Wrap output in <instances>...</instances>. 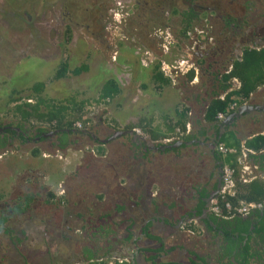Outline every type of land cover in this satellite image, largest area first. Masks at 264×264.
<instances>
[{
	"label": "crops",
	"instance_id": "crops-1",
	"mask_svg": "<svg viewBox=\"0 0 264 264\" xmlns=\"http://www.w3.org/2000/svg\"><path fill=\"white\" fill-rule=\"evenodd\" d=\"M180 19L171 17L169 25H178ZM204 27L193 20L191 29L180 34L175 26L169 50L159 52L156 44V56L147 58L143 64L140 61L143 52L138 51V75L128 84L121 85L117 75L97 73L94 82L85 86L88 91H82L80 97L65 96L59 101L60 112L69 115L102 95L107 81H113L119 89L114 93V88H110L105 106L100 108L99 115L93 116L86 157L71 146L75 140H69L71 144L60 149L59 142L53 143L50 138L56 153L67 152L62 155L58 173L48 172L43 178L20 183V174L15 173L16 202L26 201V195L30 198L24 210L15 211L25 212L21 228L7 224L11 232L7 234L0 225V234L6 235V239L3 236L0 239L8 241L5 245L9 250L16 251L15 258L8 254L3 263L100 264L105 259L121 257L126 259L125 264H193L199 263L200 258L209 264H228L236 260L238 240L242 245L248 242L252 249H264L253 236L233 233L226 237L225 230L208 222V216L213 214L197 208V197L187 196L198 187L192 174L196 166L200 169L198 176L206 175L203 193L212 195L217 189L218 177L212 169L216 162L212 157L219 153L218 143L236 149V153L222 155L225 163L236 168L233 182L236 195L246 194L254 182L264 186V58L259 61L260 70L249 77L248 85L252 87L246 94L240 93L239 78L224 76L234 63L242 60L245 49L264 48V34L241 37L225 50L214 45V38L201 33ZM195 37L199 39L197 43ZM220 37L218 46L219 42L227 41ZM93 58L94 64L106 66V54L95 53ZM64 64L67 65L62 63L59 67ZM82 65L86 66L82 70L86 72L91 70L93 61L82 62L79 67ZM249 65H255V61ZM79 67L67 65L65 76ZM150 71L151 75L145 76ZM47 87L46 83L44 90ZM151 93H155L156 99L151 98L152 106L146 107ZM34 96L35 93H30L26 100L8 101L14 106L9 109L15 120L16 106L25 102L34 104ZM227 97L226 111L214 114L210 110L213 101ZM233 104L235 107L230 108ZM218 113H223L224 118L219 119ZM140 121L148 136V130H156V191L149 189L143 180L128 176L130 167L140 170L148 164L145 158L153 150L150 145L146 149L130 140L135 135L128 128L140 126ZM177 129L183 134L179 136ZM123 131L129 133L116 134ZM160 143L169 144L159 146ZM9 147L17 149L20 145ZM44 148V153L49 154L48 148ZM205 169L208 172H203ZM192 175L194 179L189 181L187 178ZM151 186L154 187L153 183ZM222 188L223 182L214 197Z\"/></svg>",
	"mask_w": 264,
	"mask_h": 264
},
{
	"label": "rangeland",
	"instance_id": "rangeland-1",
	"mask_svg": "<svg viewBox=\"0 0 264 264\" xmlns=\"http://www.w3.org/2000/svg\"><path fill=\"white\" fill-rule=\"evenodd\" d=\"M250 1L253 3L247 6L245 0H0V128L9 125L15 128L17 124L9 109L14 106L9 105L8 101L16 97L26 100L27 94L32 93L31 86L40 82L46 81L48 85L43 91L44 98L58 103L65 96L80 97L85 86L94 82L96 78L93 76L97 73L117 75L121 85L128 84V81L138 75L136 67L137 62L138 65L140 63L137 52H143L140 58L143 64L147 58L156 56V44L159 52L169 50L171 32L175 26L179 29L178 25H169L170 19L180 18V11L189 6L201 18L194 19V24L208 26L200 29L201 33H205L206 38H214V45L217 47L226 50L229 46H234L235 40L241 37L263 35L264 31L260 27L264 26V0ZM222 15L236 17L240 21V28H224L220 22ZM232 31L240 34L236 35ZM219 36L227 41L219 42L218 46ZM194 39L196 43L199 40L196 37ZM130 48L133 50H128ZM95 53L107 55L106 66L103 65L106 68L94 64ZM90 59L93 61L91 70L68 74L59 79L52 78L60 64L66 63L69 68H73ZM100 60L98 58L99 62ZM151 72H147L145 76L151 75ZM149 95L152 96L145 102L146 107L152 106L150 100L156 99L155 93ZM96 99L86 104L81 116V119L88 116L89 121L85 126L90 130L93 129V123L88 111L97 113L107 102L106 99L96 102ZM68 116L73 121V127L76 122L81 121L76 112H70ZM41 126L52 130L51 127ZM85 126L82 129H87ZM24 127L29 125L24 124ZM144 133L147 136H130L131 142L156 146V140H151L147 132ZM69 140H75L74 144H70L79 149L77 154L80 152L84 157L87 156L85 151L90 142L88 137L79 135ZM12 141L13 146L20 145L16 139L13 138ZM44 147L48 148L49 154L44 153ZM152 149L145 158L148 164L140 170L130 167L128 176L130 179L143 180L149 189L156 191V150ZM66 153H56L51 140L22 144L17 149L0 148V214L9 215L11 218L8 221L12 222L13 227L21 228L20 222L24 224L26 219L23 215L25 212H12L25 203L16 205L13 187V181L17 178L15 173L20 174L18 183L34 177L43 178L48 172L58 173L56 170L59 169L62 155ZM136 157L140 158V155ZM65 160L72 161L71 158ZM71 173H78V170H71ZM147 183H153L154 187ZM27 197L30 196L26 195L25 198ZM19 215L23 216L18 218ZM148 216L153 215L146 217ZM0 236L6 239V235ZM5 239H0V260L4 254L16 257V251L6 247L8 241Z\"/></svg>",
	"mask_w": 264,
	"mask_h": 264
},
{
	"label": "trees",
	"instance_id": "trees-1",
	"mask_svg": "<svg viewBox=\"0 0 264 264\" xmlns=\"http://www.w3.org/2000/svg\"><path fill=\"white\" fill-rule=\"evenodd\" d=\"M180 23L179 26V33H186L191 29L192 27V21L194 19L199 20V14L194 10L192 6H189V8H185L184 10L180 11ZM222 25L224 28H232L235 29L233 26L235 22V18L231 17L230 15H222ZM264 58V48L260 50H251V49H245L243 52V58L241 61L234 63L232 69L226 76V78L229 77H237L241 80V87H240V93L246 94L250 91L252 86H249V77L251 74H256L258 72L257 70H260L259 61ZM251 61H255V65H249ZM86 68V66L82 65L79 68H76L72 74H76L79 71H82ZM254 68L255 71H249ZM68 71L67 65H61L55 72V75L52 77L54 79H59L66 75ZM48 81V80H47ZM46 81L40 82L37 85H32V93H35L36 102L34 104H29L27 102L23 104H19L16 106L15 111L17 113L16 121L17 124H15V128H12L11 125L1 127L0 129V148H5L12 146L13 138L16 139V142L20 145L26 144L28 140H32V138L39 137V139L46 138L45 134L49 132L47 128L42 127L41 125H44L46 127H51L53 131L57 130L58 135L60 138L58 140L60 141L58 146L60 149H64L66 147V144H70L69 139L73 136H82V137H91L89 129H78L76 127H73V121L68 119V114H62L59 110L60 106L59 103L51 100L46 99L43 96H41V92L44 90ZM110 88H114V93H117L119 91L118 88H115V84L113 81H107L104 85V88L102 89V95H100L95 101L99 102L101 99H109L107 96L110 92ZM17 98V97H16ZM14 99V98H13ZM13 99L11 101H13ZM91 102V101H89ZM87 102V104H89ZM10 103V102H9ZM57 103V104H55ZM229 103V97L224 98V100H214L212 105L210 106V110L213 111L214 114H216L218 111H226V107ZM78 115V119H81V116L83 115L85 109L84 107L81 108H75L73 110ZM72 111V112H73ZM71 112V113H72ZM90 121H93V116L96 115V112L88 111ZM212 113V114H213ZM213 114V115H214ZM104 119V118H103ZM108 119V118H107ZM31 121L33 123H31ZM89 118L87 117L86 122L88 123ZM142 121H140V126L144 132H147L144 126L141 124ZM86 123V124H87ZM24 124H29V127H24ZM133 126L129 127L131 129ZM50 130V131H52ZM92 131V130H91ZM150 132V139L155 141L156 140V130H148ZM84 133V136L83 134ZM49 138V137H47ZM46 138V139H47ZM257 139H262L261 137H257ZM263 140V139H262ZM53 143H55V140H52ZM169 143H160L159 146H167ZM142 145V144H141ZM214 161L220 162V164L223 166L226 162V160H223L221 153H215L212 157ZM228 161V160H227ZM233 167V166H232ZM234 170H236L235 167H233ZM235 172V176H236ZM234 176V177H235ZM27 197L25 203H23V208L20 206L17 209H14L15 211H22L25 209V207L29 204V201ZM246 200V201H264V186L259 185L254 182V184L250 185V190L246 194H237L235 197H231L230 201L235 202L236 200ZM19 203V201L16 202V205ZM15 205V206H16ZM18 206V205H17ZM13 207V206H12ZM11 207V208H12ZM10 210V209H9ZM12 210V209H11ZM11 217L6 214H0V225L4 226V232L7 234H10V228L7 225L8 219ZM208 222L216 223L220 228L225 230L226 237H229V235L233 233H241L247 236L248 238L252 237L257 238L264 248V206L261 209H255L251 211V213L247 217H241V216H234L233 218H221L216 217L214 215L208 216ZM238 253L236 255V260L234 263H228V264H250L251 261H253L251 264H263L264 260V249H252L251 244L246 242L244 245L241 244V241L238 240ZM231 245H234V242L231 243ZM8 255L4 254V256L1 258L0 264H5L2 262V260L6 259ZM199 263L194 262L193 264H209L207 262H204V258L197 259ZM101 262L100 264H102ZM220 264H226V263H220Z\"/></svg>",
	"mask_w": 264,
	"mask_h": 264
},
{
	"label": "built area",
	"instance_id": "built-area-1",
	"mask_svg": "<svg viewBox=\"0 0 264 264\" xmlns=\"http://www.w3.org/2000/svg\"><path fill=\"white\" fill-rule=\"evenodd\" d=\"M234 108L235 104H233L230 108ZM88 116H84L81 121L76 122V126L78 129L83 128L86 125V119ZM217 117L219 119L224 118L223 113H218ZM131 132L144 137L146 134L139 127H133ZM177 133L180 135L183 134L182 130L177 129ZM147 136V135H146ZM216 149L222 155L233 154L236 153V149L234 147L226 146L222 143H218L216 145ZM235 170L232 166L225 163L222 166V182L223 188L221 193L218 196L213 197L209 203V211L218 217L221 218H231L234 216H243L255 209H261L264 206V201H246V200H236L235 202L230 201L231 197L236 196V191L233 187ZM182 227H185L183 224ZM126 259L121 257H112L105 259L102 264H125Z\"/></svg>",
	"mask_w": 264,
	"mask_h": 264
},
{
	"label": "flooded vegetation",
	"instance_id": "flooded-vegetation-1",
	"mask_svg": "<svg viewBox=\"0 0 264 264\" xmlns=\"http://www.w3.org/2000/svg\"><path fill=\"white\" fill-rule=\"evenodd\" d=\"M244 3H246L247 4V6H250L252 3H253V1H250V0H245V2ZM231 17H234V16H231ZM236 18V17H235ZM199 20H201V19H199ZM220 22H222V19L220 18ZM239 23V24H238ZM223 24V23H222ZM234 25L235 26H233L235 29L236 28H239V25H240V21L236 18L235 19V22H234ZM260 30L261 31H264V26H262L261 25V27H260ZM86 127V126H85ZM87 128V127H86ZM82 129V128H81ZM85 129V128H84ZM88 129V128H87ZM0 131H2L1 129H0ZM83 134V136H84V133H82ZM45 137H49V138H47L46 140H50V138H53L55 141H57V142H60L59 140H58V138H60V136L58 135V131L57 130H55V131H49V132H47V134H45ZM75 137V136H74ZM82 137V136H81ZM150 138V137H149ZM34 139H37L38 140V143L41 141H45V140H39V137H35V138H32V140H28V142L30 143V142H32V141H35ZM35 143H37V142H35ZM135 145H138V142H136V144ZM141 146H143V147H146V149H148L149 148V145H146L144 142H142V145ZM155 150H156V146L155 145H153L152 146ZM200 165V167H202L201 165H203V163H200L199 164ZM220 168H222V165L220 164V162H218V161H216V164H215V166L212 168V169H214L213 171L215 172V175L219 178L220 176H222V174H220ZM203 170H204V168H203ZM199 172H200V169L199 168H197V166H196V168L195 169H193V172H192V174H194V176H196V180L197 181H195L196 182V185H198V187H197V190H196V192H190L189 193V189H186L187 191H186V193H189L187 196H189L190 195V198H195V197H197L196 198V202H195V204H196V206H197V208H200V209H202V211H204V210H206V211H209L208 209H209V203H210V200L212 199L210 196L211 195H206L205 193H203V190H204V187H205V174L203 173L202 174V177H200V176H198L197 174H199ZM203 172H208L206 169H205V171H203ZM210 173V172H209ZM198 176V177H197ZM194 179V177H193V175L192 176H190V177H188L187 179H189V181H191L190 179ZM210 178H212V177H210ZM222 178V177H221ZM195 196V197H194ZM10 227H13V225H11V223H7Z\"/></svg>",
	"mask_w": 264,
	"mask_h": 264
},
{
	"label": "water",
	"instance_id": "water-1",
	"mask_svg": "<svg viewBox=\"0 0 264 264\" xmlns=\"http://www.w3.org/2000/svg\"><path fill=\"white\" fill-rule=\"evenodd\" d=\"M120 133H129V131H123V132H117L116 134H120ZM181 142H179V144H180ZM179 144H177V145H179ZM220 174H222V168H220ZM221 184H222V178H221V176L218 178V181H217V185H216V187H217V189L215 190V192H214V194H212L210 197L211 198H213L214 197V195H216L217 193H218V191H219V188H220V186H221Z\"/></svg>",
	"mask_w": 264,
	"mask_h": 264
}]
</instances>
